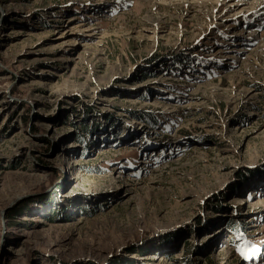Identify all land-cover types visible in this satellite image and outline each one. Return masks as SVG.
Masks as SVG:
<instances>
[{
	"label": "rangeland",
	"instance_id": "obj_1",
	"mask_svg": "<svg viewBox=\"0 0 264 264\" xmlns=\"http://www.w3.org/2000/svg\"><path fill=\"white\" fill-rule=\"evenodd\" d=\"M0 264H264V0H0Z\"/></svg>",
	"mask_w": 264,
	"mask_h": 264
},
{
	"label": "bare ground",
	"instance_id": "obj_2",
	"mask_svg": "<svg viewBox=\"0 0 264 264\" xmlns=\"http://www.w3.org/2000/svg\"><path fill=\"white\" fill-rule=\"evenodd\" d=\"M237 4H238V3H234V2H233L230 6H234V5H237ZM236 9H237V8H236ZM63 30H65V29H63ZM67 30H69V29H67ZM71 30H72V29H71ZM70 33H72V32H70ZM73 162H74V161H73ZM243 202H245V200H243L242 203H243ZM261 202H262V201H261Z\"/></svg>",
	"mask_w": 264,
	"mask_h": 264
},
{
	"label": "trees",
	"instance_id": "obj_3",
	"mask_svg": "<svg viewBox=\"0 0 264 264\" xmlns=\"http://www.w3.org/2000/svg\"><path fill=\"white\" fill-rule=\"evenodd\" d=\"M140 116V115H139ZM149 119V118H148ZM151 121V120H150Z\"/></svg>",
	"mask_w": 264,
	"mask_h": 264
}]
</instances>
